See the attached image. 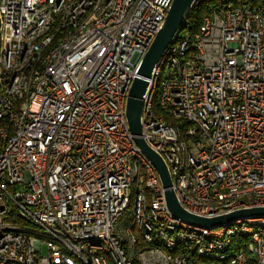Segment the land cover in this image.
I'll return each mask as SVG.
<instances>
[{"label":"built area","instance_id":"obj_1","mask_svg":"<svg viewBox=\"0 0 264 264\" xmlns=\"http://www.w3.org/2000/svg\"><path fill=\"white\" fill-rule=\"evenodd\" d=\"M171 2L0 0V264H264V214L175 216L129 131L128 89ZM140 126L185 211L264 207V2L214 0L179 31Z\"/></svg>","mask_w":264,"mask_h":264},{"label":"water","instance_id":"obj_2","mask_svg":"<svg viewBox=\"0 0 264 264\" xmlns=\"http://www.w3.org/2000/svg\"><path fill=\"white\" fill-rule=\"evenodd\" d=\"M193 0H172L167 14L164 18V22L158 32L152 39L149 47L145 51L142 59L138 65L135 76L130 84L126 97L125 105V116L126 122L129 127V131L133 134L135 144L142 150L145 156L152 162L156 168L162 185L165 188L164 197L168 209L175 216L202 226L208 225H220L222 223H228L232 219L239 216H249L264 214V207H250L242 208L229 212L226 214L213 216V217H201L191 214L185 211L177 202L173 190L170 188L171 178L168 174L166 164L163 159L151 150L141 134L140 126V110H141V99L146 88L149 85V78H151V71L154 67L155 62L162 55L164 49L173 40L177 33L181 30L184 25L187 11L192 6Z\"/></svg>","mask_w":264,"mask_h":264},{"label":"trees","instance_id":"obj_3","mask_svg":"<svg viewBox=\"0 0 264 264\" xmlns=\"http://www.w3.org/2000/svg\"><path fill=\"white\" fill-rule=\"evenodd\" d=\"M235 4L247 2L251 6L264 2V0H232ZM214 4V0H202L197 4L192 5L187 11L184 25L181 27V32L192 33L201 24L203 16L207 13L208 7Z\"/></svg>","mask_w":264,"mask_h":264}]
</instances>
